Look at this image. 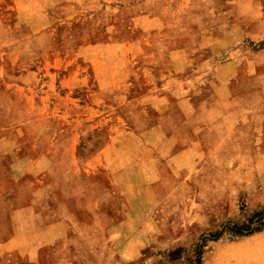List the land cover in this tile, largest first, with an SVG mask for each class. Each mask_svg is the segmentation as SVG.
<instances>
[{
	"label": "rangeland",
	"instance_id": "obj_1",
	"mask_svg": "<svg viewBox=\"0 0 264 264\" xmlns=\"http://www.w3.org/2000/svg\"><path fill=\"white\" fill-rule=\"evenodd\" d=\"M8 50L38 69L27 154H46L57 130L46 158L76 169L67 233L43 239L40 264L66 249L74 264H192L197 244L201 264H264V235L224 227L264 222V0H0L1 65ZM57 54L76 57L51 67ZM217 54L247 64L230 65L236 105L214 113L203 98ZM20 98L0 94L4 119L22 113ZM29 189L11 187L0 214ZM8 228L0 219V238Z\"/></svg>",
	"mask_w": 264,
	"mask_h": 264
},
{
	"label": "crops",
	"instance_id": "obj_2",
	"mask_svg": "<svg viewBox=\"0 0 264 264\" xmlns=\"http://www.w3.org/2000/svg\"><path fill=\"white\" fill-rule=\"evenodd\" d=\"M228 25L230 24L228 23ZM75 55L76 54H66L61 57L57 54L52 58L49 64L53 67L56 63H59L58 67H60L63 65L64 60H66V57L74 59L76 57ZM5 57L6 59L3 61V64H0V94L3 95L7 93L10 95L11 93L17 94L19 92V94H26L27 98L26 100L21 98L18 100L20 101V105L24 108L22 113L15 117L9 116L7 119H4V111L1 108L5 104L1 103L0 202L9 203L12 201L11 187H29L31 188L29 189L31 194L28 197L20 195L17 197L18 200L15 199V201L13 198V202H17L20 206L6 211L2 210L3 213L0 214V219H7L10 227L6 229L9 235L7 234L8 236H4L3 234V238H0V264H11L13 254H16V256L20 258L18 262L16 261L19 264H40V261H38V257L41 256L40 248L42 245H48L50 243L42 242L43 239L53 240L55 235L61 236L67 233L65 226V222L68 218L67 203L77 194L74 176L76 169L74 168L73 162L69 160V156L66 157L65 163L63 161L59 165L52 162V156L46 158L48 152L56 151L54 148H57L56 137H58L59 134L57 130L51 135V140L48 142L49 148L47 147L48 150L46 154L42 152V148L39 150L35 148L39 153L38 155L34 154L33 158L27 154L26 149L28 148L29 142L28 134L25 133V130L28 125H31V122H37L32 120L36 118V116H34V114L30 115L32 109L41 106L39 100L34 101L28 97L27 91L33 88L34 91H37L35 87L37 85L36 81L38 80V69H27L26 66L28 63L25 64L21 60H11L9 50ZM38 58L40 57H34L35 60ZM215 59L217 60L216 64L214 62ZM233 59H235V61H233ZM245 59L250 63L249 58ZM236 61H238V65L242 63L235 56L226 58L218 57V54L216 58L212 60V80L210 83L212 93L210 99L204 94L203 105L205 106L208 104L210 100L211 111L214 113L215 106L228 109L236 105L232 91H236L237 89L236 85L231 81L232 72L230 71V65ZM242 64L247 63L244 62ZM64 69L66 71L67 67ZM9 72L17 74L12 77V80L15 82L8 81L11 79V77H9ZM67 72V75L64 77L66 81L64 87H70L69 85H71V83H69V77L74 74L72 70H68ZM233 74L236 76V69L233 70ZM218 75H220V77H218ZM38 91L42 92V89ZM42 100L43 97L41 93L40 101L42 102ZM47 104L49 105V102H47ZM6 105L10 104L6 103ZM38 110L40 111V108ZM39 137H41V135ZM34 140L36 141V139ZM37 143H39L38 140ZM74 144L75 140L72 139L70 150L68 151L71 156L74 154ZM56 168L65 169L70 173L68 177L70 181L69 184H64L61 180L62 178L60 179L55 176L54 170ZM43 174L49 177L45 182L42 180ZM27 175L34 177V180L26 184L24 178ZM13 180L15 182H13ZM11 234H13V236H11ZM28 235L32 236V239L27 240ZM263 235L264 226L259 231L242 236L241 239L254 241L260 237L263 238ZM233 242L235 241H231V243ZM49 264H74V260L71 259L70 253L66 249V252L63 253L61 258L59 257L57 261L54 263L49 262Z\"/></svg>",
	"mask_w": 264,
	"mask_h": 264
},
{
	"label": "trees",
	"instance_id": "obj_3",
	"mask_svg": "<svg viewBox=\"0 0 264 264\" xmlns=\"http://www.w3.org/2000/svg\"><path fill=\"white\" fill-rule=\"evenodd\" d=\"M258 226L259 227H255V228H249L248 226H239V225H231V224H226V230H229L231 232H233L235 234V236H244V235H249L253 232L259 231L263 228L264 226V222L262 223V220L258 222ZM220 235L217 234H210V238L207 239L206 241H212V240H217L219 238ZM204 246L203 244H197L194 248H193V261L192 264H201L202 263V254L204 252ZM171 257H178V255H175V253H171L170 254Z\"/></svg>",
	"mask_w": 264,
	"mask_h": 264
}]
</instances>
